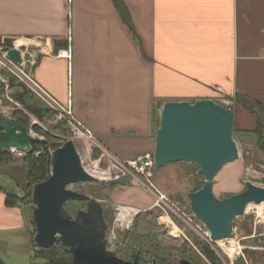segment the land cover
Instances as JSON below:
<instances>
[{
	"label": "crops",
	"instance_id": "1",
	"mask_svg": "<svg viewBox=\"0 0 264 264\" xmlns=\"http://www.w3.org/2000/svg\"><path fill=\"white\" fill-rule=\"evenodd\" d=\"M122 1L137 37L112 0H0V43L31 51L34 81L69 102L117 159L153 150L156 102L226 97L233 129H255L256 116L234 98L264 111V0ZM68 47L70 58L58 54ZM23 220L0 192V231L20 230Z\"/></svg>",
	"mask_w": 264,
	"mask_h": 264
},
{
	"label": "rangeland",
	"instance_id": "2",
	"mask_svg": "<svg viewBox=\"0 0 264 264\" xmlns=\"http://www.w3.org/2000/svg\"><path fill=\"white\" fill-rule=\"evenodd\" d=\"M4 45L2 41L0 48ZM2 51L0 50V114L10 119H14L13 113L17 111L26 115L29 118L31 134L39 141L45 142L49 154L52 155L53 151L66 140H73L71 128L65 119L57 117L55 109L46 105L43 99L22 82L21 72L6 62ZM21 86L33 95L32 101L35 105H41L49 110L44 113V119L34 116L15 101L14 95L21 91ZM247 100L249 97L237 94L234 102L248 107ZM213 101L225 108L233 105V101L226 97ZM161 105L160 102L153 105L154 135L158 121L157 110ZM252 107L256 111V114H252L256 116L257 122H264V111H261L255 103ZM33 126L38 130L33 129ZM232 138L236 142L238 158L224 164L213 178L212 193L219 199L243 191L245 181L264 187V152L257 147V136L233 131L232 126ZM85 140L88 142L87 147L79 155L86 171L88 170L86 160H88L94 167L90 172L113 174L112 170L115 166L120 175L125 172L132 178L130 183L119 185L107 184L104 182L105 178L99 176L100 181L79 182L68 186L74 191L100 201L107 223V237L113 240V243H108L107 248L114 251L117 256L132 261L133 252L138 250L143 252L144 257L140 262L147 263L152 260L160 263L161 256L172 253L174 256H170V259L176 263L180 257H186L195 264H230L231 260V264H264V210H259L256 204L248 206L244 218L233 219L232 235L239 240L243 249L242 255L229 258L224 251L225 242L208 238L206 227L190 210L188 193L196 191L195 189H199L204 183L203 176L196 172L194 164L180 161L162 167L155 165L151 170V176L147 178L146 175L125 166L123 160L117 159L101 148L96 139ZM7 151L11 158L0 164V192L3 194L14 192L23 197L24 201L19 202L18 206L23 215L24 225L20 230L0 231V259L5 264H30L32 254L30 233H35V227L32 220L34 208L31 202L32 195L30 197L25 195L24 157L27 154L12 149ZM142 153L144 151L137 155ZM33 186L29 187L31 194ZM120 206L138 210L129 225L116 221ZM82 209H85L83 201H69L67 205V211L71 215ZM202 246L208 247L215 254L218 263L212 262L202 253Z\"/></svg>",
	"mask_w": 264,
	"mask_h": 264
},
{
	"label": "water",
	"instance_id": "3",
	"mask_svg": "<svg viewBox=\"0 0 264 264\" xmlns=\"http://www.w3.org/2000/svg\"><path fill=\"white\" fill-rule=\"evenodd\" d=\"M3 51L11 61L22 63L13 39H3ZM29 67H26L28 70ZM158 121L154 139V160L157 167L186 161L195 165L203 176V185L188 193L190 210L206 227L213 241L230 238L232 221L244 218L248 204L264 203V187L245 181V189L219 199L212 193L213 178L224 164L238 158L232 138L233 112L211 99L165 101L157 110ZM0 129L4 133L3 148L29 154L31 143L38 141L30 129L0 114ZM100 178L86 171L74 142L66 140L52 153L48 177L33 186L31 202L35 233L32 237L39 248L54 244L69 250L72 264H161L125 260L108 249L107 223L99 200L68 188L79 182H96ZM132 181L128 174L104 179L107 184L124 185ZM69 201H83L85 209L75 215L67 211ZM113 242L112 239H110ZM0 264H5L0 259ZM176 264H195L180 259Z\"/></svg>",
	"mask_w": 264,
	"mask_h": 264
},
{
	"label": "trees",
	"instance_id": "4",
	"mask_svg": "<svg viewBox=\"0 0 264 264\" xmlns=\"http://www.w3.org/2000/svg\"><path fill=\"white\" fill-rule=\"evenodd\" d=\"M121 20L127 26L129 31L137 37L134 27L131 23L127 8L122 0H112ZM58 43H55V45ZM56 45V46H57ZM31 95V96H30ZM32 94L28 92L25 88L21 86V91L14 95L15 101L20 103L24 109L29 110L33 113L34 116L38 118L44 119V113L48 112L49 110L45 107H41V105H35V102L32 101ZM237 94L235 95L236 99ZM249 105L245 107L250 112L256 114L255 110L252 107V104L258 105L259 109L263 111L262 107L258 103L253 100H247ZM251 104V105H250ZM244 106V105H243ZM13 118L15 121L20 124L21 126L28 128L29 127V118L26 115H23L21 112H14ZM33 129L38 128L33 126ZM233 131H235L233 129ZM264 122H256L255 129L248 131L247 133H252L257 136V147L264 152ZM3 138L4 133L0 129V164L8 161L11 157L10 153L3 148ZM31 152L24 157V162L26 164V171H25V178H26V193L25 195L31 196V191L29 187L33 186L34 184L45 180L51 169V160L52 155L49 154L47 144L43 141H34L31 143ZM38 152V153H37ZM28 188V190H27ZM198 189V188H197ZM195 189V190H197ZM4 205L7 207H15L18 208L19 202L24 201L23 197L14 192H4ZM33 220V218H32ZM33 226L34 221H33ZM35 230V228H34ZM33 234L34 232L30 233V241L32 244V254L30 256V264H72V257L69 250L61 245L54 244L49 248H39L33 242ZM201 251L205 254L212 262L218 263L215 254L206 246L201 247ZM167 255V256H166ZM172 253L165 254L159 258V262L161 264H176L173 260H171L170 256ZM174 256V255H173ZM185 256V255H184ZM133 258H137L139 261L143 260V252L142 251H134L132 254ZM187 259L186 257H180V259ZM178 259V261L180 260Z\"/></svg>",
	"mask_w": 264,
	"mask_h": 264
},
{
	"label": "built area",
	"instance_id": "5",
	"mask_svg": "<svg viewBox=\"0 0 264 264\" xmlns=\"http://www.w3.org/2000/svg\"><path fill=\"white\" fill-rule=\"evenodd\" d=\"M67 40L68 42H70V34ZM3 48L1 47L0 50H3ZM58 54L63 55L66 58H70V48L68 47L66 50H61L60 52H58ZM2 55H3V58L6 59V62L9 65L13 66L16 70L21 72L22 77H20V79L23 80L22 82H24L29 88H31V90L35 92L41 99H43L46 105H48L52 109H55L57 113V117L59 119H65V122L71 128L73 138L83 137L85 139H95L91 131L87 127H85L80 121H78L76 117L73 115L69 102L66 107H63L34 81L32 77V66L35 63V56L32 54L31 51L24 50L21 53V57H22L21 64H16L13 61H11L9 57L6 55L5 51H2ZM26 67H29V69L26 70ZM122 163L125 166H128L131 169H134L135 172L146 175V177L148 178L152 174L151 170L153 166H155L154 154H153V151H147V152L142 153L141 155H137L134 159L123 160ZM122 174H128V173L123 172ZM246 211L247 210L245 209V213ZM137 212L138 210L135 213ZM116 221L118 222L117 218H116ZM206 234L208 238H210L208 231H206ZM221 240H229L227 243L224 244L225 245L224 251H225L226 256H228L229 258H232V257L236 258L242 255L243 247L240 246V242L237 238H235V236L231 235L230 238L221 239ZM108 243H113L110 241L109 237H108ZM231 263H232V260L230 261V264Z\"/></svg>",
	"mask_w": 264,
	"mask_h": 264
},
{
	"label": "bare ground",
	"instance_id": "6",
	"mask_svg": "<svg viewBox=\"0 0 264 264\" xmlns=\"http://www.w3.org/2000/svg\"><path fill=\"white\" fill-rule=\"evenodd\" d=\"M15 40H13V42H14ZM16 48V47H15ZM18 49V48H17ZM20 55H21V51H20ZM30 133V135L31 136H33V134H31V131L29 132ZM73 139V142H74V145H75V148H76V150H77V152L79 153V154H81V153H83V151H85V149H86V147H87V144H88V142L84 139V138H79V137H74V138H72ZM13 151H15L16 152V150L13 148L12 149ZM86 156V155H85ZM87 161V162H86ZM85 162L86 163H88L87 165V167H86V169H88L87 171L88 172H90V170L92 169V168H94L93 166H92V164H90L89 163V161L88 160H86ZM109 166V165H108ZM115 169L114 170H112L113 171V174H109V173H107V172H102V173H99L98 174V172L96 173V172H90L91 174H93V175H95V176H97V177H104L105 179H107V178H113V177H117V176H119L120 175V173H118V170L116 169V167L115 166H113ZM92 171H94V169L92 170ZM107 175H109V176H107ZM106 176V177H105ZM99 177V178H100ZM248 206H250V204H248L247 206H246V210H247V208H248ZM256 206H257V208H259V210H264V203L262 202V203H259V204H256ZM119 208V207H118ZM120 212L118 213V215H117V219H118V221H122L123 223L125 222V224H127V225H129V223L131 222V218L133 217V215H134V213L137 211V209H135V208H131V207H121L120 206ZM249 209V208H248ZM220 241V240H219ZM221 241H224L225 243H227L229 240H221ZM231 241V240H230Z\"/></svg>",
	"mask_w": 264,
	"mask_h": 264
}]
</instances>
